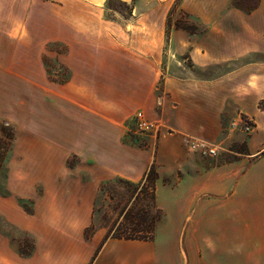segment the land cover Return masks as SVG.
<instances>
[{
	"label": "crops",
	"instance_id": "obj_1",
	"mask_svg": "<svg viewBox=\"0 0 264 264\" xmlns=\"http://www.w3.org/2000/svg\"><path fill=\"white\" fill-rule=\"evenodd\" d=\"M231 1L224 0V7ZM227 16L236 17V49L216 52L191 47L178 61L182 69L174 64L171 68V59L165 67L163 50L132 49L114 35L98 41L78 38L75 43L58 39L68 44L60 60L71 72L65 87L74 91L75 97L69 99L75 104L70 107L60 101V118L48 119L45 136L61 146L62 159L66 154L76 155L75 184L94 192L115 178L139 182L154 166L156 201L163 210L153 239L108 237L101 244L94 243L77 264H199L200 250L205 251V264H212L214 251L239 248L236 241L227 240L228 235L260 226L264 210V139L258 141L264 137V111L259 108L264 101V0L249 12L228 7ZM234 59L237 68L218 81L194 80L192 67H184L185 60L205 68ZM49 86L58 85L51 81ZM235 106L257 123L247 153L218 162L190 147V137L219 141ZM138 110L150 119L163 118L169 132L155 144L135 142L130 123ZM56 124L58 130L53 127ZM43 196L35 195L34 200L41 201Z\"/></svg>",
	"mask_w": 264,
	"mask_h": 264
},
{
	"label": "rangeland",
	"instance_id": "obj_2",
	"mask_svg": "<svg viewBox=\"0 0 264 264\" xmlns=\"http://www.w3.org/2000/svg\"><path fill=\"white\" fill-rule=\"evenodd\" d=\"M258 1L232 0L228 7L248 12ZM228 7L224 0H0V140L6 142L0 144V264L81 263V255L94 243L113 238L133 201V185L120 178L103 182L96 192L75 184L76 155L62 159L61 146L45 136L48 119L60 118V101L75 104L69 99L74 91L65 87L71 72L60 60L68 44L58 39L75 43L114 35L132 49L159 48L165 67L171 59V68L182 69L178 61L191 47L236 49V17L227 16ZM237 65L236 59L205 68L184 61L198 81H218ZM51 81L58 86L50 88ZM162 96L159 89V101ZM260 109L264 111V103ZM154 120L167 124L161 117ZM130 124L135 131L134 121ZM256 126L235 106L222 138L205 140L217 153L197 152L218 162L232 161L249 151ZM169 130L167 126L164 132ZM133 136L140 145L156 143L145 133ZM40 194L44 196L36 202ZM140 209L136 201L134 216ZM227 240L239 248L214 251L212 264H264V210L259 227L230 234ZM197 258L205 264V251H198Z\"/></svg>",
	"mask_w": 264,
	"mask_h": 264
},
{
	"label": "trees",
	"instance_id": "obj_3",
	"mask_svg": "<svg viewBox=\"0 0 264 264\" xmlns=\"http://www.w3.org/2000/svg\"><path fill=\"white\" fill-rule=\"evenodd\" d=\"M236 7L240 8L237 5ZM263 103H261L260 108H262ZM1 143L6 144L5 140H0ZM157 179L158 173L156 168L152 166L139 182L125 180L133 185V201L124 210L122 220L116 224L114 238L126 240H151L154 238L156 224L163 216V210L156 201ZM136 201L141 202V209L134 216L133 207ZM127 223L131 226L123 228L122 225Z\"/></svg>",
	"mask_w": 264,
	"mask_h": 264
},
{
	"label": "built area",
	"instance_id": "obj_4",
	"mask_svg": "<svg viewBox=\"0 0 264 264\" xmlns=\"http://www.w3.org/2000/svg\"><path fill=\"white\" fill-rule=\"evenodd\" d=\"M133 121L136 125L135 133H145L155 140H157L162 134H165L164 130L167 128V125L164 122L148 118L141 110H138L133 115ZM188 143L190 147L196 151L202 150V152L209 155L217 153L216 147L204 140L190 137L188 138Z\"/></svg>",
	"mask_w": 264,
	"mask_h": 264
}]
</instances>
